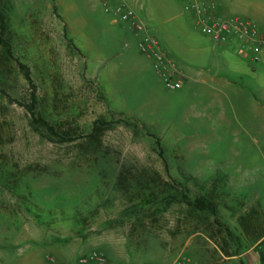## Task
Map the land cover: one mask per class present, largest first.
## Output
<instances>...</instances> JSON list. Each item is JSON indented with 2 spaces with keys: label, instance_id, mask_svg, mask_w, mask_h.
Masks as SVG:
<instances>
[{
  "label": "rangeland",
  "instance_id": "rangeland-1",
  "mask_svg": "<svg viewBox=\"0 0 264 264\" xmlns=\"http://www.w3.org/2000/svg\"><path fill=\"white\" fill-rule=\"evenodd\" d=\"M239 1L264 25V0ZM128 3L152 13L155 36L186 64L202 35L183 0ZM2 11L0 264H49L51 250L69 264L92 250L115 264H261L264 61L236 56L242 67L230 69L210 54L201 67L231 86L171 89L99 0H3ZM19 62L35 114L71 141L19 104L31 91Z\"/></svg>",
  "mask_w": 264,
  "mask_h": 264
},
{
  "label": "crops",
  "instance_id": "crops-1",
  "mask_svg": "<svg viewBox=\"0 0 264 264\" xmlns=\"http://www.w3.org/2000/svg\"><path fill=\"white\" fill-rule=\"evenodd\" d=\"M189 1L196 2L199 6L209 8L212 12V14L216 17L220 18H229V17H237L241 20L247 21L250 23L252 27L256 29V32L252 35H244L239 30H234L232 34L229 36V38L224 42H217L213 40L209 34L205 33L201 29V23L205 19L204 14H196L192 10L186 9L185 5ZM122 3L125 4V6L129 9H131L135 15V21L140 26L139 35H145V34H152L155 35L153 32V26L151 24V12L146 13H139L137 10H135L132 6L129 5L128 0H121ZM183 8L187 12H189L192 16V19L194 20L195 25L198 28V31L202 35V37H191L192 39L198 38L200 41H195L193 47L191 48L192 51H188V58L186 61V64H179L177 63L172 55L171 52L168 50H165V46L160 42L161 47V53H162V69L157 68V59L151 55L146 54L147 57L156 60L157 63H155V68L157 69V72L160 73L163 77V79L166 81L167 77H172L175 79H178L181 81V85L178 88H182L184 84H191L192 82H198V81H206L207 79L211 81H217V83L220 86L223 87H229L232 85L233 81L229 80L226 76L219 75L218 72H211L205 73V69L201 66L206 65V61H209V55L211 54V60L212 64L215 63V57L216 54L223 59V63L229 64L230 69H241L242 65L240 62H238L234 57L236 56L240 57L241 60H248L249 62H262L264 61V43L259 46L258 49L250 48V45H255L257 41L262 38V35L264 34V25L257 23L256 21H253L249 18H246L242 15L245 14L247 10L246 3H243L239 0H216L215 4L213 5L211 1L209 0H183ZM140 8L145 11V9L140 5ZM161 9L163 12L168 10L165 6ZM259 8V7H255ZM142 10V11H143ZM113 21H118L124 24V29L127 30L132 36L137 38L135 34V30L130 26L129 22L120 21L118 16L116 15L113 18ZM182 29V28H181ZM180 34L183 36V34H186L188 37V33L184 32V30H179ZM179 34V35H180ZM127 37L125 35L124 38V45H128V41L126 40ZM160 41V40H159ZM139 47V44H138ZM139 50L142 54L143 51L139 47ZM203 52H207L205 55ZM191 53H196L195 57ZM204 54V55H203ZM210 55V56H211ZM202 62V63H201ZM212 67L211 65H209ZM245 67V66H244ZM210 68L207 69V71ZM253 71H255V68L252 67ZM168 87V86H167ZM171 89H175L172 87H169ZM255 102L258 103L259 109L262 110L263 105L260 101L255 99ZM52 251V250H51ZM46 252L44 254L45 260L52 264L51 260H54L55 262H58L60 264H69L64 263L59 260H57V256L54 252ZM35 256L34 258L41 259V255L39 256V253H33ZM2 257V256H1ZM28 256L24 257L25 261Z\"/></svg>",
  "mask_w": 264,
  "mask_h": 264
},
{
  "label": "built area",
  "instance_id": "built-area-1",
  "mask_svg": "<svg viewBox=\"0 0 264 264\" xmlns=\"http://www.w3.org/2000/svg\"><path fill=\"white\" fill-rule=\"evenodd\" d=\"M103 6L104 12H114L120 21L129 22L130 26L135 30L138 36V44L143 53L155 57L158 61L157 68L162 69V53L160 41L155 35L145 34L139 35L140 26L135 21L133 11L125 6L121 0H99ZM214 5L216 0H209ZM186 9L192 10L196 14H204L205 19L201 23V29L210 35V37L217 42L226 41L234 30H239L244 35H252L256 29L250 25L249 22L241 20L237 17L220 18L212 14L209 8L201 7L194 1H189L185 5ZM264 43V34L257 43L250 48L258 49ZM166 85L172 88H178L181 81L172 77L166 78ZM52 264H60L51 260ZM76 264H115L108 260L107 256L100 250H92L88 253L81 254ZM177 264H182L178 262Z\"/></svg>",
  "mask_w": 264,
  "mask_h": 264
},
{
  "label": "trees",
  "instance_id": "trees-1",
  "mask_svg": "<svg viewBox=\"0 0 264 264\" xmlns=\"http://www.w3.org/2000/svg\"><path fill=\"white\" fill-rule=\"evenodd\" d=\"M2 1L0 0V30L3 31L4 30V26H5V14L2 11ZM7 1V0H6ZM0 42L3 45V47L5 48L6 52L8 55H11V49H10V45L8 43L7 40H5L3 37H0ZM20 69L22 70L25 79L27 80L28 84L30 85L31 91H30V102L29 103H21L19 102L20 105H23L26 109L27 112H29L32 116L33 121H35L36 123H39L40 125H42L47 132L50 135L56 136L58 142H69L72 140V137H70L68 134H61L59 132L56 131L55 127L53 125H51L46 119H44L43 117L36 115L34 112V107L36 104V93H35V85L32 81V78L30 76V69L27 65L23 64V63H18ZM102 126L100 124H98V122L95 123L93 130L94 132L97 131L98 129H101ZM93 134V133H91ZM196 207H201L204 208L207 204V202L204 201V199L202 198H198L195 202H194ZM254 214H259L258 211H254ZM261 214V213H260ZM262 219L264 221V215L261 214ZM262 235H264V230H262L261 232ZM261 235V236H262ZM262 245V241L259 243ZM261 264H264V255H261Z\"/></svg>",
  "mask_w": 264,
  "mask_h": 264
}]
</instances>
